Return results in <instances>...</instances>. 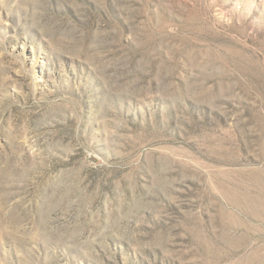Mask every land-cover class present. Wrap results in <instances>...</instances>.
<instances>
[{"label": "rangeland", "instance_id": "1", "mask_svg": "<svg viewBox=\"0 0 264 264\" xmlns=\"http://www.w3.org/2000/svg\"><path fill=\"white\" fill-rule=\"evenodd\" d=\"M0 264H264V0H0Z\"/></svg>", "mask_w": 264, "mask_h": 264}]
</instances>
